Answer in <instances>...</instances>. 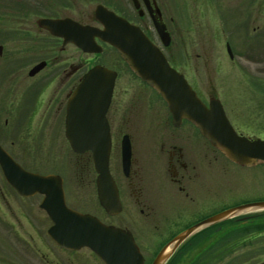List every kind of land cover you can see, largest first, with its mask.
<instances>
[{
	"label": "rangeland",
	"instance_id": "374dc122",
	"mask_svg": "<svg viewBox=\"0 0 264 264\" xmlns=\"http://www.w3.org/2000/svg\"><path fill=\"white\" fill-rule=\"evenodd\" d=\"M167 13L173 17L174 27L170 45L163 48L153 30L150 32L152 41L176 65L203 101L207 102L209 96L221 100L233 127L244 135L261 134L264 137V0H171ZM35 17L30 16L28 21ZM226 43L232 58L226 51ZM94 60L117 72L114 87L117 93L127 90L126 97L131 93L137 96V90H152L130 71L114 50L106 47ZM4 64H0V75L5 71L2 69ZM162 103L161 114L158 110L160 115L153 110L154 115L144 124L140 123L141 136L157 134L154 119L166 117L168 120L166 105ZM7 118L1 98L0 143L14 160L25 170L38 174L53 172L63 177L68 207L91 212L105 223L128 225L136 236L146 264L163 241L197 220L246 202L264 200V162L245 167L218 153L217 159L202 170L203 181H200L204 189L209 187L215 194L207 195L202 191L194 197L197 198L195 201L187 202L185 208L175 202L172 187L161 170L145 174L146 182L154 185V188L147 185L146 194L149 198L158 196L153 207L160 218L157 230L144 222L143 215L148 209L131 201L124 202L120 214L109 217L94 203H85L86 189L81 191V201L76 195L72 197V189L78 187L69 171L74 159L68 152L61 149L54 160L48 156L40 159L37 121L28 123L21 117H14L15 127H11L4 123ZM150 119L152 123H149ZM176 130L195 134L186 126ZM150 140V136L144 139L145 142ZM205 149L209 152L211 148L205 144ZM142 153L149 168L154 166V154L148 143ZM119 176L123 178L121 174ZM158 183H165V189L156 191ZM167 187L169 199L164 197ZM40 198L39 195H17L0 171V264H39V243L52 250L46 235L50 222L39 211ZM141 208L143 213H140ZM249 214L257 216L246 218ZM249 214L243 213L241 217L202 230L192 240L196 248L184 256L178 252L169 264L175 261L177 264H264V209ZM242 217L245 219L241 220ZM39 230L43 242L39 241ZM17 232H23V238ZM59 258L60 262L66 258L73 263L101 264L86 248L66 255L60 252Z\"/></svg>",
	"mask_w": 264,
	"mask_h": 264
},
{
	"label": "flooded vegetation",
	"instance_id": "af4514ba",
	"mask_svg": "<svg viewBox=\"0 0 264 264\" xmlns=\"http://www.w3.org/2000/svg\"><path fill=\"white\" fill-rule=\"evenodd\" d=\"M170 3L171 0H0V64L5 63L2 68L5 71L0 75V100L2 98L5 113L8 116L4 123L15 127L14 117H21L28 123L37 121L40 159L44 160L47 156L53 159L59 150L61 153V149L65 153L68 152L74 159L69 171L78 187L76 190L72 189V197L77 196L81 201L80 197L83 194L81 191L86 189L85 203L91 205L94 203L104 213L105 211L98 201L95 183L97 173L93 166L92 153L90 150L76 153L70 149L65 135V121L68 101L74 95L87 71L95 65L105 66L103 62L95 61V56H99L106 47L114 49L97 37H94L93 41L94 47L100 49L99 52L80 48L77 43L90 42V33L88 29H82L79 32H76L75 29L86 26L102 29L103 26L95 14L96 7L102 6L124 18L130 24L138 26L151 42H153L151 30L158 38L154 29L155 22L163 24L171 43V31L174 27H172L173 17L167 13V9L170 11ZM33 15H36L34 20L30 18L28 21V18ZM40 19L62 20V23H59L55 33H52L49 29L38 24ZM169 45L163 48H168ZM230 58H232V54ZM166 59L172 67L177 69L168 57ZM38 64L39 68L33 71ZM116 80L117 72L105 113L111 142L108 160L109 172L117 187L121 211L125 201L128 203L131 201L136 206L148 209L143 215L144 222L152 224L154 230H157L160 218L153 207L158 202V196L149 198L146 194L147 185L150 184L148 181L146 182L145 174H153L155 170H161L172 187L171 195H174L175 202L178 206L182 205V208H185L186 203L195 201L197 198L194 197H198L202 191L207 195L215 194L209 187L204 189L203 183L201 184L200 181H203L202 170L209 162L213 163L217 159V154L221 152L215 149L192 123L183 120L180 125L173 126L168 110V120L166 117L163 120L160 117L158 121L154 119L158 130L157 134L141 136L140 123L144 124L147 119L151 118L154 115L153 110L158 114V110H160L161 114L164 100L155 90H137V96L131 93L125 97L124 94L127 93V90H119L120 93L116 92L118 90H114ZM79 99L81 100L76 102V105L82 108L85 105L82 101H85L86 98L81 95ZM164 104L166 105L165 102ZM223 109L229 118L224 106ZM17 112L20 117L16 116ZM140 112L142 113L140 114ZM149 123H152V119L149 120ZM182 126L191 128L195 134L188 135L186 131L176 130ZM235 130L238 134L244 135L236 127ZM124 136H127L130 145V163L127 175L123 173L121 157V141ZM149 136L151 137L150 142H145L144 139ZM245 136L251 139H264L261 134ZM80 140L86 139L80 138ZM146 143L154 154V166L150 168L145 163L142 153L143 148H146ZM205 144L211 148L209 152L205 149ZM210 156L211 160H209ZM120 174L123 178L119 176ZM164 184L158 183L155 190L158 192L164 190L166 187ZM150 187L154 188V185H150ZM66 193L64 189L65 201ZM165 193L164 197L169 199V187L166 188ZM39 196L41 197V195ZM161 200H163L162 196ZM39 211L44 213L40 206ZM143 211L144 209L141 208L140 213ZM82 212L93 215L88 211ZM114 216L117 215L109 217ZM255 216L257 215L249 214L246 218ZM49 222L50 226L52 222L50 220ZM105 224L110 225V223ZM216 225L218 224L215 223L212 226ZM114 226L129 230L138 245L136 236L128 225ZM47 229L46 235L52 245V250L39 243V264H79L70 262L66 258L62 259L63 262L59 261L60 252L66 255L78 250H67L55 244L48 236ZM201 231L186 238L164 264H169L171 260L174 261L178 252L184 256L196 248L192 240ZM17 234L23 238V232H17ZM176 234L163 241L153 257ZM24 239L27 241L26 238ZM39 241L43 242L40 230ZM88 250L93 253L90 249ZM94 256L96 257L95 254ZM173 264H177V262L175 261Z\"/></svg>",
	"mask_w": 264,
	"mask_h": 264
},
{
	"label": "water",
	"instance_id": "95a60500",
	"mask_svg": "<svg viewBox=\"0 0 264 264\" xmlns=\"http://www.w3.org/2000/svg\"><path fill=\"white\" fill-rule=\"evenodd\" d=\"M95 14L103 28L86 26L75 29L76 32L88 29L90 33V42H76L77 46L91 52H99L100 49L94 47L93 38L97 37L106 42L118 52L136 77L162 97L173 126L180 125L182 120L191 122L214 148L240 166L250 167L264 162V139H251L238 134L226 117L219 99L210 97L205 104L184 75L168 63L161 49L153 44L138 26L130 24L102 6L96 7ZM59 23H62V20H38V24L52 33H55ZM154 29L161 45H169L170 37L164 25L155 22ZM226 51L231 57L228 44ZM38 68L39 64L33 71ZM115 77V71L101 65L89 69L68 101L65 121V135L72 151L82 153L90 150L92 153L93 166L97 173L95 183L98 201L108 215H117L121 211L117 187L108 168L111 143L105 118ZM81 95L86 100L82 101L85 105L79 108L76 102H80ZM121 157L123 173L127 175L130 163L127 136L121 141ZM0 170L6 183L19 195H42L38 206L51 220L47 234L58 246L67 250L87 247L103 264H144V258L130 231L106 225L91 214L67 207L61 176L42 175L25 170L1 145ZM260 209H264V200L246 202L203 218L165 243L150 264H164L174 250L195 232Z\"/></svg>",
	"mask_w": 264,
	"mask_h": 264
}]
</instances>
